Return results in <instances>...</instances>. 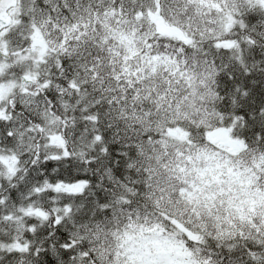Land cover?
Masks as SVG:
<instances>
[{"label": "snow or ice", "instance_id": "obj_1", "mask_svg": "<svg viewBox=\"0 0 264 264\" xmlns=\"http://www.w3.org/2000/svg\"><path fill=\"white\" fill-rule=\"evenodd\" d=\"M0 264H264V0H0Z\"/></svg>", "mask_w": 264, "mask_h": 264}]
</instances>
